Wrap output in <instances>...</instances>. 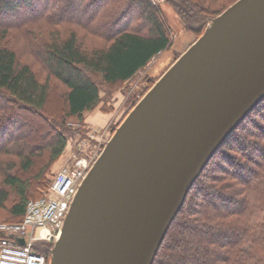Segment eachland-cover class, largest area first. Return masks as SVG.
Instances as JSON below:
<instances>
[{"label": "trees", "instance_id": "trees-1", "mask_svg": "<svg viewBox=\"0 0 264 264\" xmlns=\"http://www.w3.org/2000/svg\"><path fill=\"white\" fill-rule=\"evenodd\" d=\"M162 1L199 32L235 0ZM38 29L45 36L35 47L16 48L17 36ZM169 44L155 0H0V208L13 221L50 186L78 132L70 123L112 111L102 90H120ZM48 247L35 250L47 257ZM152 264H264V99L192 184Z\"/></svg>", "mask_w": 264, "mask_h": 264}, {"label": "water", "instance_id": "water-1", "mask_svg": "<svg viewBox=\"0 0 264 264\" xmlns=\"http://www.w3.org/2000/svg\"><path fill=\"white\" fill-rule=\"evenodd\" d=\"M206 24L102 146L47 264H152L192 184L264 99V0Z\"/></svg>", "mask_w": 264, "mask_h": 264}, {"label": "rangeland", "instance_id": "rangeland-1", "mask_svg": "<svg viewBox=\"0 0 264 264\" xmlns=\"http://www.w3.org/2000/svg\"><path fill=\"white\" fill-rule=\"evenodd\" d=\"M155 1L160 3V7L166 18V25L170 38L169 47L158 54L147 67L139 71L131 80L126 82L120 90L109 94L105 92V89L102 90L101 96L104 100V109L111 106L112 111L103 112L98 107L95 111L86 113V124H81L77 127V124L70 123V125L75 127L78 132L75 134V137L71 139V143H68L66 146L60 157L61 159H58V161L52 166V173L57 172L64 166H68V168L71 169L79 159L87 161L90 166L100 153L102 146L105 145L109 136L115 130L116 125L121 122L118 123V121L128 113L143 94L161 77V75H163L173 61L199 37L207 25L205 23L204 27L199 32H196V30H190L188 29L189 26H187V23L174 12L170 5L164 3L162 0ZM208 19L210 18L205 19V21ZM190 22V28L194 29L202 24L194 23L193 21ZM43 31V29L36 30V32H38L36 37H29L28 39L23 36H17L15 40L16 48H18V45H22L23 40L27 41L31 48L35 47V44H38L39 40L45 36V32ZM63 35H65V33L62 34V36ZM23 60L28 61L27 55H25ZM36 67L40 69L39 66ZM41 164L42 160L40 161V159L34 161L33 167L25 174V178H30L33 181ZM47 191L38 199L45 197ZM11 218L12 217L9 215L7 208H0V225L12 226L19 224L23 221L24 216L19 222L13 221L16 219ZM42 243H44V245L49 244L50 246L51 241H45ZM40 244L41 243L38 245Z\"/></svg>", "mask_w": 264, "mask_h": 264}, {"label": "built area", "instance_id": "built-area-1", "mask_svg": "<svg viewBox=\"0 0 264 264\" xmlns=\"http://www.w3.org/2000/svg\"><path fill=\"white\" fill-rule=\"evenodd\" d=\"M88 167V162L81 159L71 169L62 167L55 173L45 197L27 203L21 223L0 225V264H46L45 255L38 253L35 247L52 241L57 234ZM17 238H22L24 244H19Z\"/></svg>", "mask_w": 264, "mask_h": 264}, {"label": "bare ground", "instance_id": "bare-ground-1", "mask_svg": "<svg viewBox=\"0 0 264 264\" xmlns=\"http://www.w3.org/2000/svg\"><path fill=\"white\" fill-rule=\"evenodd\" d=\"M89 167H90V166H89ZM89 167H88V169H89ZM88 169H87V170H88Z\"/></svg>", "mask_w": 264, "mask_h": 264}, {"label": "crops", "instance_id": "crops-1", "mask_svg": "<svg viewBox=\"0 0 264 264\" xmlns=\"http://www.w3.org/2000/svg\"><path fill=\"white\" fill-rule=\"evenodd\" d=\"M101 117V116H100Z\"/></svg>", "mask_w": 264, "mask_h": 264}, {"label": "flooded vegetation", "instance_id": "flooded-vegetation-1", "mask_svg": "<svg viewBox=\"0 0 264 264\" xmlns=\"http://www.w3.org/2000/svg\"><path fill=\"white\" fill-rule=\"evenodd\" d=\"M49 248V247H48Z\"/></svg>", "mask_w": 264, "mask_h": 264}]
</instances>
